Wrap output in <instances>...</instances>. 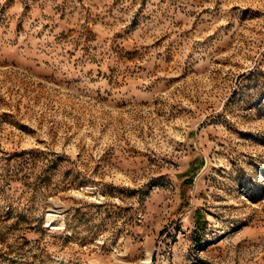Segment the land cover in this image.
Masks as SVG:
<instances>
[{
    "label": "rangeland",
    "instance_id": "rangeland-1",
    "mask_svg": "<svg viewBox=\"0 0 264 264\" xmlns=\"http://www.w3.org/2000/svg\"><path fill=\"white\" fill-rule=\"evenodd\" d=\"M0 264H264V0H0Z\"/></svg>",
    "mask_w": 264,
    "mask_h": 264
}]
</instances>
